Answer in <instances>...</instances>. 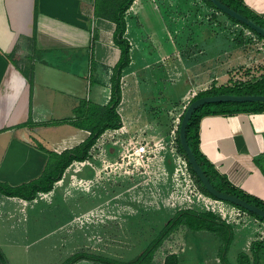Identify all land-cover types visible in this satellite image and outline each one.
Listing matches in <instances>:
<instances>
[{
    "label": "rangeland",
    "instance_id": "1",
    "mask_svg": "<svg viewBox=\"0 0 264 264\" xmlns=\"http://www.w3.org/2000/svg\"><path fill=\"white\" fill-rule=\"evenodd\" d=\"M151 1L158 10L145 9L143 12L151 16L146 22L147 30L155 33L161 41L160 47L157 44L142 45L141 50L135 48V55L137 58L147 53L152 61L160 55V49L165 52L168 49L171 53L174 46L166 40L163 25L168 30L173 28L177 51L152 65L159 73L166 70L170 73L171 65L167 63L172 61L177 69L174 77L178 83L170 87L164 77L153 87L142 77V86L135 85V90L145 98L142 103L137 102L139 112L136 116L138 122H144L142 126L154 123L162 131L148 129L145 125L130 129L127 124V131L102 134L90 148L87 161L83 164L73 161L65 169L63 185L54 184L56 187L43 199L36 194L37 201L25 209L26 216L22 213L17 226L14 225L16 218L1 217L0 251L8 264H61L77 252L129 261L180 209L213 211L234 229L242 222L241 215L248 214L224 201L220 203L223 205L221 211L203 201L205 194L178 151L180 116L177 118L176 114L184 112L182 106L186 101H171L166 107L159 99L168 91L175 98L187 89L191 100L211 86L258 78L264 72L261 69L264 67V39L232 22L203 0ZM136 39L139 43V38ZM246 70H249L247 75ZM69 128L72 130L66 124L38 125L34 131L30 129L28 143L51 150L50 141H60L71 132ZM172 137L174 155L169 151ZM130 138L148 142L149 150L156 149V152L141 164L119 165L120 153ZM104 154L110 157L106 160ZM107 161L118 164L110 167ZM45 200L51 204L47 205ZM204 231L197 233L179 225L157 247L149 264H164L169 254L176 255L178 264H206L204 256L215 252V243L210 234L202 233ZM213 235L223 241L221 234ZM221 246H218V258ZM236 249L233 245L229 253ZM74 264L102 263L81 259Z\"/></svg>",
    "mask_w": 264,
    "mask_h": 264
},
{
    "label": "crops",
    "instance_id": "2",
    "mask_svg": "<svg viewBox=\"0 0 264 264\" xmlns=\"http://www.w3.org/2000/svg\"><path fill=\"white\" fill-rule=\"evenodd\" d=\"M243 1L264 17V0ZM95 4L97 0H0V181L18 185L41 175L48 154L28 143L30 129L34 131L37 127L32 124L73 116V109L81 99L101 105L108 102L112 67L119 59L120 50L112 40L115 23L96 16ZM145 9L157 11L158 7L151 0H134L124 13L131 61L123 69L120 79L121 100L117 112L122 126L107 129L102 134L142 126L144 122H138L136 116L139 112L137 102L142 103L145 97L135 90V85L142 86V77L153 87L164 77L170 87L178 83L174 77L177 69L172 61L167 63L171 65L170 73L167 70L159 73L153 67L160 58H168L177 51L173 28L168 30L163 25L166 40L174 46L171 53L168 49L166 52L160 49V55L152 61L147 53L136 58L135 48L141 50L142 45L148 44L160 47L161 42L155 33L147 30L146 22L151 16L143 12ZM93 34L96 39L91 46ZM145 49L148 52V48ZM186 91L175 98L168 91L159 101L167 107L171 101L181 99L186 101L182 106L184 109L190 100V91L185 94ZM182 111L176 114L177 118ZM29 118L32 123L23 125ZM146 124L148 129L162 131L157 124ZM66 125L72 128H69L71 132L60 141L51 140V150L61 152L72 148L89 133ZM199 149L231 185L264 202V112L203 116L199 121ZM107 157L110 156L104 154L106 160ZM64 177L65 173L54 184L63 185ZM51 191L38 194L43 199ZM34 201L36 198L24 200L0 193V218H16L14 225L17 226L22 213L25 217V209L33 206ZM203 201L211 203L212 209L217 207V211H221L223 205L220 203H224L206 195H203ZM240 218L242 222L235 229L231 226L232 240L226 253L227 259L232 256L228 259L231 264H237L240 252L250 255L249 244L264 235V222L248 214ZM206 231L202 233L210 234L215 243V252L204 256L206 264H221L217 253L222 241L213 235L216 232ZM233 245L237 251L230 254ZM258 264H264V253Z\"/></svg>",
    "mask_w": 264,
    "mask_h": 264
},
{
    "label": "trees",
    "instance_id": "3",
    "mask_svg": "<svg viewBox=\"0 0 264 264\" xmlns=\"http://www.w3.org/2000/svg\"><path fill=\"white\" fill-rule=\"evenodd\" d=\"M134 0H97L95 4V15L112 20L115 23V29L112 34V40L116 47L120 50V56L115 65L112 67V74L110 77V98L104 105L94 103L87 99H81L78 105L73 109V116L62 118L56 121H50L45 123L32 124L31 126L48 125V124H69L73 127L87 130L89 133L86 138L78 145L64 149L61 152L46 149L41 145H34L37 149L44 151L48 154L47 162L44 169L37 178L29 180L27 182L10 185L7 182L0 181V193L8 197H19L24 200H32L39 192H48L53 188L56 181L62 178L65 169L73 161H84L89 159L90 148L96 143L101 134L107 129H118L122 126V121L119 113L117 112V106L121 100V86L120 79L124 68H126L130 59V44L125 37L126 22L124 18L125 11L130 7ZM208 6L218 10L212 2L209 0H203ZM229 7L233 8L237 12L252 19L254 22L264 27V17L261 14H257L253 10L247 7L243 0H220ZM226 18L236 24H240L242 27L248 29L258 38L264 39L261 35L248 28L243 23L235 20L234 18L221 12ZM96 39V35L93 34L91 46ZM264 70V67H261ZM249 70H246L247 75ZM29 84L31 87V78L29 77ZM214 94H259L264 95V72L259 75L258 78H250L243 82H237L234 84L221 85L218 87L211 86V88L197 93L190 101L205 95ZM249 113V112H264V102H214L203 104L195 109L192 113L187 126L186 137L187 141L192 148L198 162L200 163L203 171L209 178L213 186L221 191L235 195L239 198L246 200L248 203L256 205L257 207L264 209V202L248 193H245L238 188L231 185L226 178L221 175L214 166L205 158L199 149V121L205 115H229L236 113ZM183 113L180 115V120ZM32 121L30 118L23 125H30ZM179 128V127H178ZM178 134V131H177ZM178 151L182 154L186 160L188 170L194 176L195 182L199 185L206 196L214 198L203 187L200 180L190 167L187 158L182 150L177 137ZM264 173V168H262ZM249 215L264 222V218L248 212L247 210L237 206L236 204L224 201ZM179 225H184L188 229L193 231L207 230L210 232H216L222 236V246L219 251V259L222 264H231L226 256L227 250L232 240V227L225 221L220 220L217 215L210 210L196 211L192 209H180L172 217L168 218L164 222L163 228L159 231L156 237L134 258L129 261H120L100 255H91L84 252H77L67 257L61 264H74L81 259H89L102 264H149L152 259L154 251L161 244L164 238L176 229ZM250 255L245 252H240L237 255V264H258L262 253H264V236L262 239L253 240L250 244ZM0 262L2 264H8L3 253L0 251ZM164 264H178L176 255L169 254Z\"/></svg>",
    "mask_w": 264,
    "mask_h": 264
},
{
    "label": "water",
    "instance_id": "4",
    "mask_svg": "<svg viewBox=\"0 0 264 264\" xmlns=\"http://www.w3.org/2000/svg\"><path fill=\"white\" fill-rule=\"evenodd\" d=\"M213 3V5L219 9L224 14L234 18L235 20L239 21L240 23H243L251 30L255 31L257 34L261 35L264 38V27L260 24L254 22L252 19L244 16L243 14L237 12L233 8L229 7L225 3H223L220 0H209ZM255 102V101H261L264 102V95L259 94H244V95H234V94H214V95H205L201 96L199 98H196L192 101H190L187 106L185 107V110L183 112L182 118L179 123L178 128V137L179 142L182 147V150L184 151V154L187 158L188 163L190 164L191 169L197 176V178L202 183L205 190L210 193L216 200L220 201H227L229 203L236 204L237 206H240L241 208L247 210L248 212H251L253 214H256L262 218H264V209H261L257 207L256 205L248 203L246 200L239 198L235 195L226 193L224 191L216 189L213 184L210 182L209 178L203 171L200 163L198 162L192 148L190 147L187 137H186V126L187 123L192 115V113L195 111L196 108L202 106L203 104L207 103H214V102Z\"/></svg>",
    "mask_w": 264,
    "mask_h": 264
},
{
    "label": "built area",
    "instance_id": "5",
    "mask_svg": "<svg viewBox=\"0 0 264 264\" xmlns=\"http://www.w3.org/2000/svg\"><path fill=\"white\" fill-rule=\"evenodd\" d=\"M133 140L132 138H130V140L125 142L124 149L120 153L119 158L121 160V163H119V165L141 164L144 162V160H148L151 157L150 156L151 153L153 154L156 152V149L149 150L148 142H138V141H133ZM174 145H175V141H174V138L172 137V140L170 141V150H169L172 155H174L173 154ZM84 161H87V160H84ZM84 161H79V163L83 164ZM106 163H108V166L110 167L118 164L117 161H114V162L107 161Z\"/></svg>",
    "mask_w": 264,
    "mask_h": 264
}]
</instances>
